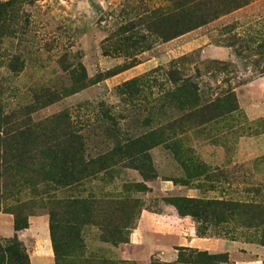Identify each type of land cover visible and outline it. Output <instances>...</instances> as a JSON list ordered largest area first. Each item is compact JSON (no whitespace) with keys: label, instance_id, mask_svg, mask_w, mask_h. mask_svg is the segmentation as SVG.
Masks as SVG:
<instances>
[{"label":"rangeland","instance_id":"374dc122","mask_svg":"<svg viewBox=\"0 0 264 264\" xmlns=\"http://www.w3.org/2000/svg\"><path fill=\"white\" fill-rule=\"evenodd\" d=\"M175 2L0 0L3 245L43 226L52 264H121L140 212L187 197L252 204L195 223L264 256V0Z\"/></svg>","mask_w":264,"mask_h":264},{"label":"crops","instance_id":"0c3cea01","mask_svg":"<svg viewBox=\"0 0 264 264\" xmlns=\"http://www.w3.org/2000/svg\"><path fill=\"white\" fill-rule=\"evenodd\" d=\"M248 87L252 89L255 98L264 94V76L248 84ZM244 110L251 118H264V98L249 102ZM41 228L43 231L35 238V247L29 253V261L31 264H52V244L46 227ZM28 231H31L32 236L37 234L34 226L32 228L29 225ZM3 232L10 235L14 231L9 224ZM240 245L216 231L199 233L193 219L180 216L173 206L163 205L159 212L148 209L140 212L128 241L120 243L116 253L119 260L135 264H264L262 252L255 254L257 250L254 247ZM203 253L208 256L225 255L226 260L208 262L202 257Z\"/></svg>","mask_w":264,"mask_h":264},{"label":"trees","instance_id":"16d2710c","mask_svg":"<svg viewBox=\"0 0 264 264\" xmlns=\"http://www.w3.org/2000/svg\"><path fill=\"white\" fill-rule=\"evenodd\" d=\"M178 0L175 2V12L180 10V7ZM4 5L0 4V11H3ZM183 32H178L175 34V36L180 35ZM264 74V70L261 72ZM152 146H145L141 147L140 150L138 151V155H140L142 158L145 157L146 152L151 149ZM22 149H24V146H21L19 152H22ZM23 153V152H22ZM25 152L21 154L18 157L24 156ZM168 202L176 209L177 213L182 216V217H190L193 219V221H199V213H203L207 210H212V211H218L221 216L224 217H232L235 214V219L236 216H238L240 213L245 212L247 208H251L250 205L247 202H241V201H225V200H204L200 198H187V197H180V198H170ZM76 202H71L70 204H74ZM76 205H83L82 202H79ZM220 223V221L216 222ZM14 228L15 231H20L22 229L27 228V223L24 225H19L18 221H15L14 223ZM198 231V229H197ZM199 232V231H198ZM200 233V232H199ZM77 245V246H76ZM80 244H75L76 247H78ZM17 246V245H16ZM52 249L54 253V262L55 260L58 261V256H57V250L55 246L52 244ZM202 257L206 258L209 262L215 261L220 258V256H208L207 254L203 253ZM103 262L106 263L104 260ZM121 264H127L124 261L120 262ZM0 264H30L29 258L25 254V251L22 249L21 246L15 247L14 245H3L0 241ZM154 264V263H153Z\"/></svg>","mask_w":264,"mask_h":264}]
</instances>
